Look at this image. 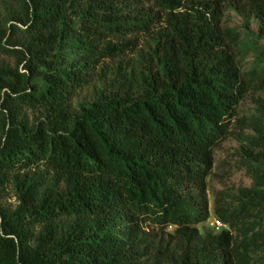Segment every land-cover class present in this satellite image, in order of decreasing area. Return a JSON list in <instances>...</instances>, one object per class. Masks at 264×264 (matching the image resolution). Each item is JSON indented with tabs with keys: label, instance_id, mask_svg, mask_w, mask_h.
<instances>
[{
	"label": "trees",
	"instance_id": "trees-1",
	"mask_svg": "<svg viewBox=\"0 0 264 264\" xmlns=\"http://www.w3.org/2000/svg\"><path fill=\"white\" fill-rule=\"evenodd\" d=\"M8 1L18 10L0 17V54L15 61L0 62V264H264V163L248 201L216 209L225 227H197L215 149L240 100L264 91V46L222 25L224 11L264 22V0H150L164 27L143 68L121 78L94 72L132 48L114 38L152 20L113 0ZM95 76L108 94L73 105ZM249 125L264 151V111Z\"/></svg>",
	"mask_w": 264,
	"mask_h": 264
},
{
	"label": "rangeland",
	"instance_id": "rangeland-1",
	"mask_svg": "<svg viewBox=\"0 0 264 264\" xmlns=\"http://www.w3.org/2000/svg\"><path fill=\"white\" fill-rule=\"evenodd\" d=\"M120 13L125 17H131L143 20H152L150 23L151 31H142L135 34H128L114 38V42L132 41V48L117 58H107L94 73L100 71L102 66L106 67L107 77L121 78L122 75L131 77L137 74L144 64L148 61L147 54L153 48V35L164 27L165 11L161 9L154 1L150 0H113ZM16 5L8 0H0V17L5 20L8 18L9 11H17ZM7 22H9L7 20ZM222 25L237 30L243 39L249 38L254 41L258 47L264 46V22L253 18L247 20L232 8L224 11ZM261 50V48H260ZM256 51L244 50L239 54V65L243 71L249 70L256 58ZM0 62L14 64L13 58L0 54ZM103 80L97 76L82 90L75 98L73 105L77 103H89L99 96L107 95L108 91ZM259 111H264V91L249 92L239 102L238 114L232 119L230 134L215 149L214 164L211 174L206 178V196H207V218L200 222L197 227L201 233L219 232L213 225L217 219L216 209L221 205L233 209L243 200H249L245 190L252 189L255 186L256 178L262 171L264 163V151L261 144L256 143V132L249 125V119L258 115ZM27 119L32 123L39 115L37 111L27 110L24 112ZM248 118L247 123L239 122L240 119ZM190 206L197 211L204 206L205 200L197 196L196 191L193 196L187 198ZM7 204L15 208L18 204L13 192L9 191L6 196ZM147 231H151L152 237L160 238L168 234H173L175 226H170L165 230V234L159 228L145 226ZM234 235L235 232H233Z\"/></svg>",
	"mask_w": 264,
	"mask_h": 264
},
{
	"label": "built area",
	"instance_id": "built-area-1",
	"mask_svg": "<svg viewBox=\"0 0 264 264\" xmlns=\"http://www.w3.org/2000/svg\"><path fill=\"white\" fill-rule=\"evenodd\" d=\"M213 225L215 226V228L217 230H220L221 228L225 227V225L222 222H220L219 220H216Z\"/></svg>",
	"mask_w": 264,
	"mask_h": 264
}]
</instances>
